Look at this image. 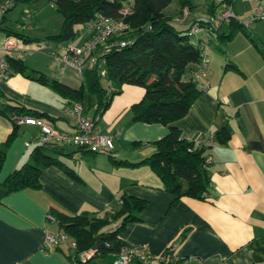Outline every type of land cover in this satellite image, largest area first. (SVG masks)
<instances>
[{
  "label": "crops",
  "instance_id": "0c3cea01",
  "mask_svg": "<svg viewBox=\"0 0 264 264\" xmlns=\"http://www.w3.org/2000/svg\"><path fill=\"white\" fill-rule=\"evenodd\" d=\"M255 1L233 0L232 12L244 19L253 12ZM189 2L194 10L181 28H186L196 18L208 16V9L216 5L212 0ZM223 7L216 8L214 13ZM172 8V12L166 13L165 9L164 13L176 16L180 10L178 2ZM26 12H21L14 28L8 25L5 14L0 18V28L42 40L41 44H45L43 40L48 36L58 33L55 28L43 38L42 34H32L36 26L21 21ZM31 19L36 20L35 15ZM225 24V30L222 25L218 33L202 29L194 34L193 44L203 41L208 45L206 76L199 80L201 94L189 112L171 124L179 130L182 139L194 143L209 137L215 139L222 129L226 130L228 141L216 143L206 151L211 159L208 171L213 197L204 201L183 197L171 207L174 196L163 190L160 179L149 167H115L107 154L83 153L66 146L58 160L71 168L79 180L52 166L43 171L40 190L0 197V264H73L65 249L42 247L45 234L58 231L56 224L46 218L49 211L102 217L118 210L123 195L147 202L140 214L142 221L127 224L119 235L126 246H145L150 254L158 256L177 242L174 257L180 264H264V60L240 30L231 40L221 42L218 35L231 30L230 23ZM244 30L264 45V22L252 23ZM6 37L0 31V57ZM86 39L83 28L72 42L81 45ZM59 45L50 43L47 53H42L48 61L26 62L31 52L24 56L23 63L29 71L78 89L89 66L82 72L68 66L59 71L49 56ZM120 91L98 117L97 128L113 137L114 148L110 154L114 159L137 163L155 152L154 143L167 134L168 127L131 122L130 107L143 98L144 89L123 85ZM6 100L53 118V126L60 132L74 133V123L65 114V109L73 104L66 106V100L45 86L11 73L7 80L0 79V107ZM11 129V122L0 115V144ZM39 132L32 126L19 127L0 169V184L29 162L30 152L39 144ZM135 142L140 146L127 147Z\"/></svg>",
  "mask_w": 264,
  "mask_h": 264
},
{
  "label": "trees",
  "instance_id": "16d2710c",
  "mask_svg": "<svg viewBox=\"0 0 264 264\" xmlns=\"http://www.w3.org/2000/svg\"><path fill=\"white\" fill-rule=\"evenodd\" d=\"M14 8L19 3L29 0H11ZM62 18V24L57 34L48 36L43 42L66 43L74 41L79 35L77 27L84 26L105 16L123 23L127 27L125 33L114 38L117 44L121 41L130 42L125 47L115 46L103 55V69L108 87L104 88L99 74V65L89 66L83 73V83L78 89H71L37 71H29L23 60L6 57L11 73L20 74L42 86L49 88L55 94L66 100V106L80 104L83 113L93 117H101L109 108L111 99L118 95L123 85L138 86L144 89L143 98L130 107L131 122L145 124H161L168 127L167 134L154 143L155 152L137 163L126 160H116L107 154L115 167L138 168L147 166L160 179L163 190L174 196L171 207L180 198L187 197L196 200H207L213 197L211 192V177L207 148L181 138L180 132L171 124L183 118L190 110L201 91L185 78L187 71L196 67L200 61L199 43L193 44L190 30L195 26H204L201 18H196L186 28L171 23L173 16L166 15L164 10L173 0H133L131 13L120 14V1L109 0H48ZM180 6L177 13L184 9L188 13L194 10L189 0H176ZM233 0H223L208 9V15H214L215 9L231 5ZM4 4L0 0V5ZM10 10V8L8 9ZM5 12V14L8 12ZM4 14V15H5ZM4 15L1 17L4 18ZM231 30L218 35L221 42L232 39L235 32L242 31L252 42L264 60V45L256 41L236 21L231 20ZM7 37L20 38L26 44L40 45L42 40L31 39L20 32L0 28ZM218 30L211 31L218 33ZM0 115L7 118L12 129L6 140L0 144V169L5 159L7 149L17 136L19 120L34 118L44 120L51 125L55 120L44 113L25 108L22 105L6 100L0 107ZM97 124V123H96ZM228 134L222 129L215 136L218 144L228 141ZM67 145L38 144L29 154V162L14 170L0 184L5 194L27 190H40V177L43 171L55 166L67 176L79 180L75 172L62 164L58 157L64 155ZM140 143H130L133 149ZM83 153H93L85 148L75 147ZM209 149V148H208ZM147 202L131 196H121L118 210L106 216H95L89 213L66 215L49 211L54 218L59 233H64L76 243L73 253L64 247H55L58 251L66 250L67 258L73 264H89L93 261L106 260L116 264L125 246L119 235L126 229L127 224L141 222V212ZM184 235L181 237V240ZM179 239V241H181ZM178 243L167 247L158 259L147 263L132 259L130 264H180L174 257ZM93 250L94 254L86 261L79 258L81 253Z\"/></svg>",
  "mask_w": 264,
  "mask_h": 264
},
{
  "label": "built area",
  "instance_id": "2783aa9c",
  "mask_svg": "<svg viewBox=\"0 0 264 264\" xmlns=\"http://www.w3.org/2000/svg\"><path fill=\"white\" fill-rule=\"evenodd\" d=\"M120 1L122 7L120 14L126 16L131 13L133 0H109ZM12 4V3H11ZM9 9L6 4L0 5V18ZM188 10L184 9L180 14L174 16L171 23L182 25L187 16ZM32 15L28 12L24 13L21 21L29 26ZM204 21V26L195 25L189 32L195 34L202 29L207 31H215L222 27L223 24L229 23L231 20L236 21L244 29H248L252 23L264 22V0H256L254 3L253 12L246 18H241L232 12L231 5L223 7L214 15H208L201 18ZM127 27L123 23L115 21L112 18L98 16L93 21L85 25L87 33L86 41L81 45H76L73 42L63 43L59 45L56 52L49 53L53 64L61 71L64 67H71L79 72H82L87 66L99 65V74L101 83L105 88L108 87V82L105 79V71L103 69V55L109 53L112 48L125 47L130 42L121 41L117 44L113 41L114 38L121 37ZM36 45V44H35ZM26 44L20 38L6 37L2 45V57H0V79L7 80L11 74V70L6 62V57H13L18 60H23L24 56L31 52L41 49L39 45ZM208 45L201 41L199 43L200 61L196 67L187 71L185 78L194 84L197 89L202 90L199 85V80L206 76L208 58L206 55ZM65 114L70 116L74 123V133L66 134L53 128L51 125L41 119L24 118L19 120L20 125H28L37 128L40 132L39 144H57L67 145L71 147L85 148L96 154H109L113 151V137L101 133L97 128L98 117H89L83 113V107L80 104H73L65 109ZM196 144L204 148H211L216 144L213 137L201 139ZM206 164H211V159L208 157ZM47 220L53 222L54 218L47 215ZM42 247L44 249L65 247L71 253L76 249V243L69 236L59 232H47L44 236ZM94 254L93 250L86 251L79 255L80 260L86 261ZM160 255L154 256L149 253L145 246L129 247L124 246L119 260L116 264H130L132 259L136 258L145 263L158 259Z\"/></svg>",
  "mask_w": 264,
  "mask_h": 264
},
{
  "label": "rangeland",
  "instance_id": "374dc122",
  "mask_svg": "<svg viewBox=\"0 0 264 264\" xmlns=\"http://www.w3.org/2000/svg\"><path fill=\"white\" fill-rule=\"evenodd\" d=\"M216 4L221 2L222 0H212ZM11 0H3V3L8 5L10 10H8L7 14V20L8 25H10V28H14L15 21L19 18L21 12L24 10H27V12L32 13V15H35L36 20L31 21L33 25L36 26V30L32 31V34H42L41 37L43 38L47 34H52L54 32L53 30L55 28H58L60 30L61 24H62V18L61 16L56 12L54 6L48 1V0H29L26 3H19L14 8L11 9ZM176 0L172 1V4L166 9V13H170L173 10V5H176ZM40 14V16H39ZM38 16V17H37ZM193 18V16H191ZM190 20H193L191 19ZM56 19V20H55ZM58 19V20H57ZM61 22V23H60ZM227 24H223L222 29L225 30ZM185 27V26H184ZM84 26L79 25L77 29L79 30V33H82ZM59 32V31H58ZM39 36V35H38ZM46 39V38H45ZM191 43L194 42V35L191 34ZM37 46V45H35ZM41 49L38 51L32 52L29 57L27 56V61H33L34 64H40V62H43L47 60L48 58L42 53H47L48 49L47 47H50L49 42H45V44L39 45ZM48 61V60H47ZM90 115H93L91 112ZM102 261L99 259L93 261L89 264H102ZM104 263V262H103Z\"/></svg>",
  "mask_w": 264,
  "mask_h": 264
},
{
  "label": "water",
  "instance_id": "95a60500",
  "mask_svg": "<svg viewBox=\"0 0 264 264\" xmlns=\"http://www.w3.org/2000/svg\"><path fill=\"white\" fill-rule=\"evenodd\" d=\"M4 195H5V191L3 189H1V187H0V197H2Z\"/></svg>",
  "mask_w": 264,
  "mask_h": 264
}]
</instances>
